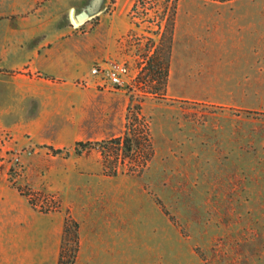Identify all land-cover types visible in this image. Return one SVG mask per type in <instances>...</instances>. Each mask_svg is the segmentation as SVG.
Returning <instances> with one entry per match:
<instances>
[{
	"label": "rangeland",
	"instance_id": "obj_1",
	"mask_svg": "<svg viewBox=\"0 0 264 264\" xmlns=\"http://www.w3.org/2000/svg\"><path fill=\"white\" fill-rule=\"evenodd\" d=\"M134 1L0 0V264H57L73 211L96 217L74 264H264V0H181L157 97L142 69L159 41ZM111 64L122 86L91 75ZM130 96L143 167L101 154Z\"/></svg>",
	"mask_w": 264,
	"mask_h": 264
},
{
	"label": "trees",
	"instance_id": "obj_2",
	"mask_svg": "<svg viewBox=\"0 0 264 264\" xmlns=\"http://www.w3.org/2000/svg\"><path fill=\"white\" fill-rule=\"evenodd\" d=\"M181 0H135L130 9L131 21L138 18L141 23H146L143 32L158 38V45L154 47L152 54L145 58V71L147 84L146 91L142 96L151 95L154 97L163 96L169 66V57L172 44V36L175 30V18L177 6ZM212 3H229L238 0H204ZM139 27L138 23H134ZM153 43V40H152ZM158 74V76L155 75ZM157 81V82H156ZM142 112V99L129 97L125 132L121 138L100 143L103 144L101 154L108 147L114 148L124 159L141 158L143 167L151 156L149 144V129ZM141 136H144V143H141ZM90 143H76L75 151L80 152L79 148L87 147ZM145 144V145H144ZM104 157V156H103ZM105 158V157H104ZM69 225L72 228V242L68 255L65 256V249L61 245L57 264H74L80 250L79 224L67 216L64 221L63 237L69 233Z\"/></svg>",
	"mask_w": 264,
	"mask_h": 264
},
{
	"label": "built area",
	"instance_id": "obj_3",
	"mask_svg": "<svg viewBox=\"0 0 264 264\" xmlns=\"http://www.w3.org/2000/svg\"><path fill=\"white\" fill-rule=\"evenodd\" d=\"M128 70L123 64H111L108 66H95L91 70V75L100 77L112 86H122L124 83L123 78L127 76Z\"/></svg>",
	"mask_w": 264,
	"mask_h": 264
},
{
	"label": "crops",
	"instance_id": "obj_4",
	"mask_svg": "<svg viewBox=\"0 0 264 264\" xmlns=\"http://www.w3.org/2000/svg\"><path fill=\"white\" fill-rule=\"evenodd\" d=\"M75 24V23H74ZM72 216L75 218L76 217V222L79 224V235H80V250H79V255H78V258L77 259H79L80 257H81V254H82V248H83V246H84V238H83V229H84V227H83V221H85V220H89L90 221V223H92V224H94V219L96 220V217H94V215H87V217H85V218H83V216L82 215H80V214H76L74 211L72 212ZM101 214V216H103V219H104V222H105V220L107 221V223H108V226L110 227V225H111V223H110V220H109V218H106L107 217V213H100ZM106 224V223H105ZM97 247V246H96ZM101 249L100 247L99 248H95V253L93 254V257L97 254L98 255V253L100 252L99 250ZM110 250V249H109ZM109 250H106L105 248H103L102 249V252L105 254L106 252H108ZM97 251H99V252H97ZM121 252V251H120ZM110 253V252H109ZM121 255V254H120ZM91 258L93 261H96L95 260V258ZM90 259V260H91Z\"/></svg>",
	"mask_w": 264,
	"mask_h": 264
},
{
	"label": "water",
	"instance_id": "obj_5",
	"mask_svg": "<svg viewBox=\"0 0 264 264\" xmlns=\"http://www.w3.org/2000/svg\"><path fill=\"white\" fill-rule=\"evenodd\" d=\"M88 18V15L86 12H81L75 16V19L77 22H82Z\"/></svg>",
	"mask_w": 264,
	"mask_h": 264
},
{
	"label": "bare ground",
	"instance_id": "obj_6",
	"mask_svg": "<svg viewBox=\"0 0 264 264\" xmlns=\"http://www.w3.org/2000/svg\"><path fill=\"white\" fill-rule=\"evenodd\" d=\"M74 23H75V24H77V25H79V24H80L79 22H77V21H75V20H74Z\"/></svg>",
	"mask_w": 264,
	"mask_h": 264
}]
</instances>
